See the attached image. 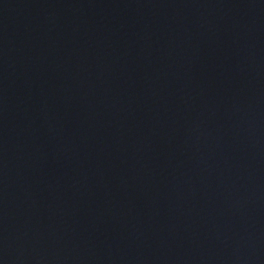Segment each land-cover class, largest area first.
<instances>
[{"label": "water", "instance_id": "95a60500", "mask_svg": "<svg viewBox=\"0 0 264 264\" xmlns=\"http://www.w3.org/2000/svg\"><path fill=\"white\" fill-rule=\"evenodd\" d=\"M0 264H264V0H0Z\"/></svg>", "mask_w": 264, "mask_h": 264}]
</instances>
